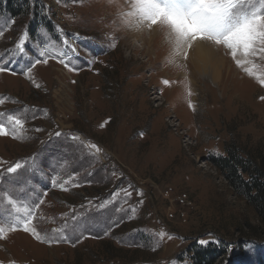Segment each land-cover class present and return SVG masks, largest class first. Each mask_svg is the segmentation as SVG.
Here are the masks:
<instances>
[{
    "label": "rangeland",
    "instance_id": "obj_1",
    "mask_svg": "<svg viewBox=\"0 0 264 264\" xmlns=\"http://www.w3.org/2000/svg\"><path fill=\"white\" fill-rule=\"evenodd\" d=\"M37 1L52 27L0 11V224L22 222L13 199L41 239L6 232L0 264H194L200 241L221 247L212 264H264V217L212 162L264 168V0H150L153 17L143 0ZM185 31L213 42L204 61Z\"/></svg>",
    "mask_w": 264,
    "mask_h": 264
},
{
    "label": "trees",
    "instance_id": "obj_2",
    "mask_svg": "<svg viewBox=\"0 0 264 264\" xmlns=\"http://www.w3.org/2000/svg\"><path fill=\"white\" fill-rule=\"evenodd\" d=\"M0 11L8 12L13 17L31 13L34 25L31 27L32 32L35 31L36 25L44 24L42 23L44 20L48 27H52V23L50 20L47 22L43 13L44 5L37 0H0ZM227 153V156L213 157V164L228 177L230 184L236 190L250 199L259 214L264 217V168L261 165L252 168L248 159L240 155L237 150L228 149ZM242 174H247L249 178H243ZM220 252L221 247L214 243H208L206 246L194 245L190 250L191 260L194 264H212Z\"/></svg>",
    "mask_w": 264,
    "mask_h": 264
},
{
    "label": "snow or ice",
    "instance_id": "obj_3",
    "mask_svg": "<svg viewBox=\"0 0 264 264\" xmlns=\"http://www.w3.org/2000/svg\"><path fill=\"white\" fill-rule=\"evenodd\" d=\"M26 42H27V36H26V34H22L20 39H19V41L16 44V49L21 54H23L24 51H25L24 45L26 44ZM66 43L67 42L65 41V44ZM72 52L74 53L75 49H72ZM46 55L55 56L56 53H55L54 48L49 46L45 50L39 52V56L40 57H45ZM67 55H68L67 52L61 53L60 56L62 58H59V62L64 64L65 67H69V65H70V61H68L66 59ZM47 62H48L47 59L43 60V63L46 64ZM39 63H41V60L37 59L35 61V64H39ZM35 64H32L30 67H28L25 70H22V74L27 75L28 73H30L31 72V67H34ZM6 70L7 69L3 66V64L0 63V72H4ZM69 70L70 71H75L77 69L69 67ZM261 84L264 85V80L261 81ZM189 107L190 108L193 107L191 102H189ZM8 121H9V123H13L18 128L22 127V121L20 119H18V118H15L13 116H9L8 117ZM7 134H8V132L6 130L5 125L3 123H0V135H7ZM55 135L56 136H60L61 133L60 132H56ZM73 139H78V138L77 137H73ZM90 147L92 149H94L95 151L99 152V148L95 144L90 145ZM0 163H3V162H0ZM22 166L23 165L20 162H17L15 165L10 166V167L7 168V173H9V174L16 173ZM53 184H55V181H53ZM8 204L11 206L12 210L15 211L16 213H21V212L23 213V220H22V222L19 221V220H14L13 222L9 223L6 227L4 225L0 224V238H5V233L6 232L15 231L19 227H22L24 231H26V232L30 231L36 239H41L40 234L36 231V229L34 227H32L33 216H32L31 208L28 207V206H24V205H18L16 203V201L13 200V199H8ZM159 235H160V238H163V236L165 234L163 232H161ZM200 243L202 245L206 246L207 243H210V242H208V241H200Z\"/></svg>",
    "mask_w": 264,
    "mask_h": 264
},
{
    "label": "bare ground",
    "instance_id": "obj_4",
    "mask_svg": "<svg viewBox=\"0 0 264 264\" xmlns=\"http://www.w3.org/2000/svg\"><path fill=\"white\" fill-rule=\"evenodd\" d=\"M140 3V2H139ZM136 8V7H135ZM139 10L140 11H142V13H143V16H149V17H153L155 14H157V10H156V8H155V3L154 2H152V1H150V0H143L142 1V3L141 4H139ZM138 10V9H137ZM176 10H178L179 11V9H176ZM208 9H205V11H207ZM176 13V12H175ZM140 14V13H139ZM141 15V14H140ZM177 16H180V17H182L183 16V14L181 13L180 14V12H177L176 13V18H178V20L176 19L174 22L176 23V22H179V23H181V20H180V17H177ZM147 18V17H146ZM187 20V19H186ZM142 22V21H141ZM188 22V21H187ZM182 24V23H181ZM186 24V23H185ZM184 25V24H183ZM187 25V24H186ZM134 26L135 25H133L132 27H131V29H129L130 31H133V33H137L136 32V29L134 28ZM179 26V25H178ZM185 26V25H184ZM242 26H244V25H242ZM180 27V26H179ZM183 28H185V27H183ZM182 28V29H183ZM187 28V27H186ZM221 29V28H220ZM174 30L177 32V33H179L181 36L182 35H184L183 34V32L182 31H180L178 28H174ZM191 30V29H190ZM137 31H139V33L142 31V30H138L137 29ZM186 32V31H185ZM187 33V35H186V37H184L185 39L187 38V36H191V38H193V39H195L196 40V47H195V49H197L195 52H196V56L199 58V59H201L202 61H204L208 56H210V54L212 53L211 52V49H209V48H207L206 49V47L207 46H205V43L206 42H212V41H210V40H208L207 38L205 39V37H203L204 35H202V37H200V36H198V35H194L193 33H191V32H186ZM214 41V40H213ZM152 42V41H151ZM213 43V42H212ZM210 44V43H209ZM217 46H218V48H220L219 47V45H218V43L216 44ZM216 46V47H217ZM198 63L199 62H196V64L198 65ZM197 67V66H196ZM198 69V68H197Z\"/></svg>",
    "mask_w": 264,
    "mask_h": 264
},
{
    "label": "crops",
    "instance_id": "obj_5",
    "mask_svg": "<svg viewBox=\"0 0 264 264\" xmlns=\"http://www.w3.org/2000/svg\"><path fill=\"white\" fill-rule=\"evenodd\" d=\"M228 34V33H227ZM225 40H227V39H224V40H222V41H225Z\"/></svg>",
    "mask_w": 264,
    "mask_h": 264
}]
</instances>
